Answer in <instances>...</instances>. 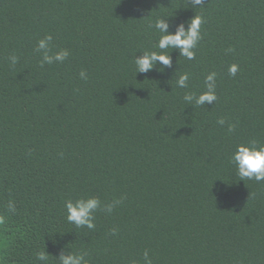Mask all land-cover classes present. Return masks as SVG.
<instances>
[{"label": "trees", "instance_id": "1", "mask_svg": "<svg viewBox=\"0 0 264 264\" xmlns=\"http://www.w3.org/2000/svg\"><path fill=\"white\" fill-rule=\"evenodd\" d=\"M196 14L195 59L169 49L171 67L137 73L134 58L158 51L149 24L171 16L175 32ZM49 34L70 56L41 67ZM213 71L218 100L186 104ZM251 140L264 143V0H0V264L71 248L89 264H144L146 250L152 264H264V182L231 163ZM88 196L122 202L77 229L64 204Z\"/></svg>", "mask_w": 264, "mask_h": 264}, {"label": "clouds", "instance_id": "2", "mask_svg": "<svg viewBox=\"0 0 264 264\" xmlns=\"http://www.w3.org/2000/svg\"><path fill=\"white\" fill-rule=\"evenodd\" d=\"M189 3V0H188ZM204 4V0H190V6L197 9ZM149 16V15H148ZM167 17H156L154 22L149 24L150 28L155 29L159 33L158 42L154 45L155 49L143 51V55L134 58L137 73H147L162 65L163 68L172 66V56L168 52L171 50H178L180 56L187 60H193L196 56L195 49L199 42L203 39L202 24L205 22L204 17L196 14L189 21L176 25L175 32L170 31V24ZM187 24V27H186ZM53 36L51 34L38 40L35 51L41 54L40 64L43 67L45 64L51 65L53 63H63L70 56L68 49H60L56 52L52 51ZM230 51V50H229ZM10 64L14 67L19 58L15 55L9 57ZM161 68V69H163ZM160 69V70H161ZM239 71L238 64H231L228 67V74L236 76ZM81 79H87L85 71L80 72ZM190 76L188 73L179 75L176 79V86L187 89L189 87ZM205 91L197 94L195 92H186L183 99L186 104L194 106H205L212 104L218 100L216 93L217 88V73L215 71L208 73L204 78ZM217 123L224 126L227 123V130L232 133L236 129V124L228 123L224 118H220ZM231 163L236 168V174L240 180H255L256 182H264V143L257 140H251L247 143L238 144L231 156ZM120 200H115L111 203H103L99 197L88 196L80 197L75 200L69 199L65 202L66 220L69 224H73L75 228H87L94 230L96 228L95 220L96 213L103 211L111 214L113 210L121 203ZM5 211L8 214L15 215L18 211L16 202L9 200L5 206ZM5 215H0V224L6 220ZM113 234L116 229H112ZM35 260L39 264H49L50 255L46 250H40L34 253ZM88 252L86 250H67L61 251L58 258L55 257L56 264H89L87 259ZM144 264H152L149 253L146 250L143 254Z\"/></svg>", "mask_w": 264, "mask_h": 264}]
</instances>
